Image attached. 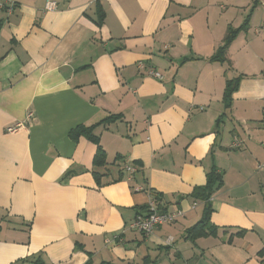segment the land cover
<instances>
[{"label":"crops","instance_id":"1","mask_svg":"<svg viewBox=\"0 0 264 264\" xmlns=\"http://www.w3.org/2000/svg\"><path fill=\"white\" fill-rule=\"evenodd\" d=\"M47 1L0 9V264H264V0ZM95 123L103 166L69 135ZM212 168L216 231L188 239ZM152 196L185 216L145 236Z\"/></svg>","mask_w":264,"mask_h":264},{"label":"trees","instance_id":"2","mask_svg":"<svg viewBox=\"0 0 264 264\" xmlns=\"http://www.w3.org/2000/svg\"><path fill=\"white\" fill-rule=\"evenodd\" d=\"M103 16H104V12H102L99 15V18L101 21L103 19ZM248 22L249 21L247 19L246 23L243 25V28H248ZM240 29H233L231 27L228 29L224 43L218 48L216 53L212 55L211 57L212 60H221V61L226 60L225 54H226L227 47L232 42V40L236 37ZM241 76L242 75H239L227 81V87L224 93V99L226 100V103L228 105H230L231 103L233 92L237 90L238 88ZM118 117L119 115H111L103 119V121L101 122H111L113 120H117ZM98 124L99 123H95L93 125L79 124L75 128L71 129L69 135L72 139H78L80 136H85L90 141L94 142L97 145L96 154L94 156V164L96 166H103V165H106L107 161H106V153L100 143V137L95 133V129L98 126ZM93 173L96 179L99 180L101 174L97 171H93ZM222 175H223L222 172L218 171L216 168H212L207 172L206 184L203 186L196 187L194 189L192 195L202 200V202H204L205 215L200 221L192 225L187 230L186 238L195 240L196 238L210 235L216 231L214 226L210 223V215L213 211L212 194L214 192L215 187L222 182ZM155 197L159 198V195L155 194ZM138 209L140 213L149 211L148 205L141 206ZM107 264H111V263H107Z\"/></svg>","mask_w":264,"mask_h":264},{"label":"built area","instance_id":"3","mask_svg":"<svg viewBox=\"0 0 264 264\" xmlns=\"http://www.w3.org/2000/svg\"><path fill=\"white\" fill-rule=\"evenodd\" d=\"M16 0H0V9L5 11L6 14L12 15L16 8ZM47 10H56L57 9V2L54 0H48L46 3ZM143 66V65H141ZM148 74L154 78L162 80L164 75L157 71L154 68H150ZM200 109H203L201 107ZM31 116V114L29 115ZM24 127L23 122H17L13 125H9L6 127L7 132H15L18 129ZM243 139H241L238 135L234 136L233 142L230 147L238 148L241 147L243 144ZM125 170L128 172V178H132L134 173L137 171V167L132 164L131 162H127L125 166ZM136 190H142V187L138 186ZM156 198L152 196L149 200L148 207L149 211L145 212L144 214H138L134 221L131 223V228L135 229L136 231L142 233L145 236H149L153 233V231L163 225V224H172L177 222L181 217L185 216V211L183 209H176L173 211L163 210L160 209L159 206L156 204ZM196 205V203H195ZM118 236L114 237L116 240ZM172 237H170L167 243H171Z\"/></svg>","mask_w":264,"mask_h":264},{"label":"rangeland","instance_id":"4","mask_svg":"<svg viewBox=\"0 0 264 264\" xmlns=\"http://www.w3.org/2000/svg\"><path fill=\"white\" fill-rule=\"evenodd\" d=\"M259 16H260V14L258 15V17H259ZM256 22H257L258 24H260L258 19L256 20Z\"/></svg>","mask_w":264,"mask_h":264}]
</instances>
